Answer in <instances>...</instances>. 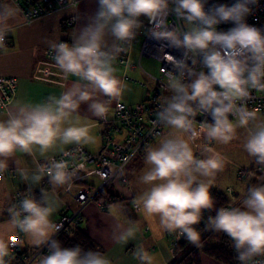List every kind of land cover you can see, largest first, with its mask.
<instances>
[{
    "label": "clouds",
    "instance_id": "1",
    "mask_svg": "<svg viewBox=\"0 0 264 264\" xmlns=\"http://www.w3.org/2000/svg\"><path fill=\"white\" fill-rule=\"evenodd\" d=\"M258 8L260 0H95L93 11L73 12L77 27L70 41H48L62 91L38 102L15 100L0 117V174L12 165L26 185L22 196L0 207V264H14L22 243L41 250L34 264H115L98 248L64 246L55 217L60 197L85 170V149L97 142L95 125L87 121L108 120L112 105L123 100L127 84L116 65L139 35L152 41L155 58L166 65L167 95L153 121L164 131L144 147L139 191L125 193L137 220L108 225L110 244L127 246L146 225L153 240L173 236L201 248L196 225L205 211H214L204 231L226 235L238 264H264V114L249 107L253 93H264V27L248 23ZM31 22L16 0H0V50L14 26ZM221 24L231 26L220 30ZM241 131L255 168L241 198L217 208L210 190L227 160L215 146L240 140ZM45 177L48 187H41ZM109 215L119 221L124 208ZM132 259L160 264L143 243L134 246Z\"/></svg>",
    "mask_w": 264,
    "mask_h": 264
},
{
    "label": "crops",
    "instance_id": "2",
    "mask_svg": "<svg viewBox=\"0 0 264 264\" xmlns=\"http://www.w3.org/2000/svg\"><path fill=\"white\" fill-rule=\"evenodd\" d=\"M95 8V0H79L78 7L75 9L63 8L57 10L47 16L36 19L31 24H19L12 28V32L8 35V44L5 49L0 51V76L14 77L17 80L16 94L12 102L18 99L38 102L45 99L49 94H59L62 91L60 85L64 83L58 74L54 61L46 56V50L49 49L48 41L56 38H60L64 41H70L71 35L76 31L77 23L72 29L69 25L64 24V20L73 16V12H79L81 14L91 12ZM20 10V8H19ZM21 12V10H20ZM21 15L23 13L21 12ZM147 20L144 21L146 24ZM138 39V37H137ZM136 39V40H137ZM135 40V41H136ZM134 41V42H135ZM133 42V43H134ZM130 46V59L129 65H124L117 62V75L127 84V90L123 97V102L128 105H135L138 102L149 99L156 90V86L151 82L144 74L141 63H136L135 48ZM143 67V65H142ZM144 68V67H143ZM136 78V80H133ZM140 81V82H136ZM141 81L147 82L142 84ZM167 95L166 92H164ZM82 118L87 115V105H81ZM2 110H0V117H2ZM87 122L93 123V134L97 138L96 144L89 148L88 151L96 153L103 145V137L101 134L102 126L99 121L89 119ZM157 138L152 140L149 144H154ZM201 143V142H198ZM148 144V145H149ZM137 157V156H136ZM134 157L126 166V174L132 177L133 181H130V187L128 188H113L115 192L120 193L121 196H125L130 201V197L125 193L131 191H139V186L136 184V178L139 174V170L143 167V152ZM22 162L27 165L31 164L29 157H20ZM12 165L6 174H0V207H4L9 202H12V195L16 190L26 188V185L22 183L19 178L10 172ZM128 167V168H127ZM130 172V174H129ZM130 180V178H129ZM97 178L94 177V182ZM216 182L222 184V182L216 179ZM255 183V179L252 181ZM248 181L243 185V189ZM233 186L232 184L225 183L219 185V188L226 186ZM217 186V185H216ZM41 187H48L43 185L41 181ZM235 189V187H234ZM243 189H235L237 193H242ZM35 195L39 196V190L33 189ZM61 199V198H60ZM69 200V197H65ZM63 202V200L61 199ZM125 202V201H124ZM126 203V202H125ZM128 203V202H127ZM64 206V205H63ZM63 206L57 213L55 219H58ZM123 207V203H114L103 210L95 203H91L83 210V221L79 227L70 229L66 235L57 238L66 247H71L79 244L83 246L84 234L88 239V245L85 249H100L114 258L115 264H136L132 259V252L134 246L138 243H143L144 246L152 252L160 261V264H170V247L174 239L173 236H166L163 240L156 241L151 238L150 233L147 231L146 225L141 228V234L134 242H130L127 246H113L110 244L108 237L110 235L108 225H113L117 222L123 223L125 219L137 220L136 212L128 211L124 208V216L119 221L113 219L109 215V209L119 212V209ZM142 223V222H141ZM78 230L77 232H75ZM80 232V233H79ZM36 248L26 247L21 244L20 250L25 254H30ZM16 259L14 264H19V259L15 254ZM202 264H225L214 257L209 255H202Z\"/></svg>",
    "mask_w": 264,
    "mask_h": 264
},
{
    "label": "built area",
    "instance_id": "3",
    "mask_svg": "<svg viewBox=\"0 0 264 264\" xmlns=\"http://www.w3.org/2000/svg\"><path fill=\"white\" fill-rule=\"evenodd\" d=\"M234 0H225L224 3L231 4ZM18 7L23 15H27L33 22L36 19L47 16L57 10L67 8L72 5L75 9L78 7L79 0H16ZM172 19V17H169ZM264 20V0H260V8H258L251 16L248 17V23L261 27L260 24ZM146 22L145 25H147ZM66 26L75 27L76 22L73 16L64 20ZM230 24H221L218 26L220 30H226ZM263 27V26H262ZM8 37L6 38V45ZM1 51V50H0ZM130 47L127 51L122 52L118 61L121 64L129 65ZM46 54L52 58L50 49L46 50ZM178 55L177 53H173ZM155 58V48L152 41L147 37L141 43V50L139 55V63L142 57ZM156 59V58H155ZM158 60V59H157ZM159 61V60H158ZM159 66V74H153L149 70L140 66L147 76V78L156 85L155 93L147 100L136 103L135 105H128L121 101L119 104L112 105V115L106 121H99L102 126L101 134L103 137L102 148L96 152H90L85 149L86 156L85 170L79 173L80 179L74 182L72 191L66 192L60 198L63 200V209L57 220L62 224L61 230L58 232L56 238H59L63 233L68 232L72 227L77 226L83 221V210L91 203H95L99 208L104 209L108 204L102 196L105 191L111 188H129L130 181L126 174V166L129 162L142 153L144 147L152 140L158 138L159 134L164 131L153 126L155 113L158 109L159 101L164 94L162 87L163 72L166 69L161 61ZM193 67L198 68V65ZM142 84H147L141 81ZM17 80L14 77H0V110H4L5 106L10 105L16 94ZM249 107L253 110H258L264 114V93H253L252 99L249 101ZM204 117L198 116L197 120H202ZM209 122L211 118L209 117ZM59 158V157H57ZM115 169V172L112 171ZM10 172L15 174L14 169ZM122 172V175L116 173ZM250 171H240L239 174L245 178ZM94 177L97 181L94 182ZM43 185L48 186L47 177L43 179ZM25 189L16 190L12 195V201L25 193ZM231 190H229L230 192ZM227 196V191L225 192ZM65 197H69L66 200ZM227 204L230 199L227 196ZM180 240V239H179ZM178 241V240H173ZM37 249L33 254H20V248L14 249V254L19 255L23 264H33L34 258L40 253ZM46 251V249L44 250ZM172 254H175V248L171 247Z\"/></svg>",
    "mask_w": 264,
    "mask_h": 264
},
{
    "label": "trees",
    "instance_id": "4",
    "mask_svg": "<svg viewBox=\"0 0 264 264\" xmlns=\"http://www.w3.org/2000/svg\"><path fill=\"white\" fill-rule=\"evenodd\" d=\"M212 2L224 3L225 0H209V3ZM260 26L264 27V24L261 23ZM46 56L52 60V58H50L47 54ZM210 191L213 197L215 198L217 208L227 203L226 200L227 196L224 192H222L221 188H219L218 186H214ZM102 196L105 198V201H107L108 203L106 205V208H104L103 210L107 209L109 204L123 203L125 209H127L128 211H132V207L130 205L128 198L125 196H121V194L115 192L113 188L105 191V193ZM214 214H215L214 211H205L204 212L205 220L208 215H214ZM205 220H202L198 225H196L197 229L201 230V239H202L203 247L201 248L193 247L183 238H181L177 242L172 241L171 247L172 245L174 248L177 247L176 250L177 253L180 254V257L177 260L174 258H173L174 260L171 259V261L169 262L170 264H202V255L204 254L214 257L215 259L225 264H238V262L234 259L235 254L232 248L229 247L228 237L224 234H215L210 231H204ZM72 228H75V226ZM77 231L78 230H76L75 232ZM66 233H63L60 237L66 235ZM82 236H83L82 241L84 243L83 246L86 248V246H89L88 245L89 239L84 234H82Z\"/></svg>",
    "mask_w": 264,
    "mask_h": 264
},
{
    "label": "rangeland",
    "instance_id": "5",
    "mask_svg": "<svg viewBox=\"0 0 264 264\" xmlns=\"http://www.w3.org/2000/svg\"><path fill=\"white\" fill-rule=\"evenodd\" d=\"M263 24H264V20H263ZM144 38H145L144 35H139L138 39L133 43V46L135 48V53H136V58H135L136 63H139V55H140V50H141V43H142ZM141 64L143 65V67L145 69L149 70L151 73L157 74V75L159 74L160 62L157 59L152 58V57L144 56L141 59ZM0 77H5V76H0ZM133 80H136V78H133ZM136 82H140V81H136ZM162 95H165V94H162ZM240 137H241L240 140L233 141L229 145H225V146L216 145L215 146L216 150L219 151L224 157H226V160H227L223 172L219 173L217 175V177H216V179H218L219 182L221 181L222 184L216 182V185L219 186V185H223L225 183L233 185V186L229 185V186L223 187L221 189L222 192H224V193L227 191V196L230 199V203H235L241 198V195H240L241 193H237L235 189L239 188L240 190H242L243 189V185L249 179V174L245 175L247 177L242 178L240 176L239 172L240 171L248 172V171L252 170L253 168H255V166L252 165V163L250 161V158L247 157V154L242 149V139H243V132L242 131L240 133ZM140 154H138V155H140ZM138 155H137V157H138ZM130 166L131 165L129 164V167ZM129 174H130V172H129ZM129 178H130L129 181H131V183H132V181H133L132 177L129 176ZM234 187H235V189H234ZM229 190H231V191L229 192ZM110 205L111 204H109V206ZM80 225L81 224H79V225H77L75 227H79ZM173 240H175V238ZM176 248L177 247H175V252H176L175 254L176 255L172 254L171 249L169 251L170 252V257H171L172 260H174V259L177 260L180 257V254L177 253ZM36 250L37 249H34L31 252V254L35 253ZM20 254H25V253L23 251H21ZM26 255H28V254H26ZM17 257L19 259V263L23 264V262L19 258V255H17Z\"/></svg>",
    "mask_w": 264,
    "mask_h": 264
}]
</instances>
